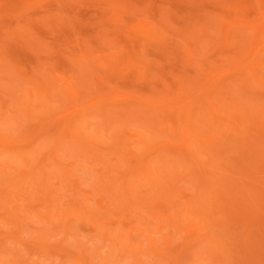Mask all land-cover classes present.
I'll return each instance as SVG.
<instances>
[{"label": "clouds", "instance_id": "9594fccd", "mask_svg": "<svg viewBox=\"0 0 264 264\" xmlns=\"http://www.w3.org/2000/svg\"><path fill=\"white\" fill-rule=\"evenodd\" d=\"M185 6L41 0L0 27V264H264V132L257 139L252 126H264V68L258 79L249 74L248 91L216 102L245 117L241 130L210 129L219 153L193 144L183 126L173 130L162 109L183 112L189 101L165 95L164 76H196V41L228 22L193 12L192 0ZM225 6L243 21L238 31L260 39L264 59V0ZM137 26L141 38L125 44L120 34ZM100 77L152 99L97 104L91 96L67 124L48 123L66 110L74 85ZM121 107L138 112L119 117ZM165 141L192 151L160 148L152 162ZM136 144L147 145L143 154ZM221 187L229 190L223 202ZM241 213L246 222L233 223Z\"/></svg>", "mask_w": 264, "mask_h": 264}, {"label": "rangeland", "instance_id": "374dc122", "mask_svg": "<svg viewBox=\"0 0 264 264\" xmlns=\"http://www.w3.org/2000/svg\"><path fill=\"white\" fill-rule=\"evenodd\" d=\"M41 0H0V27L11 26L14 18L27 12V5H35ZM172 8L179 12L189 9L185 4L188 0H167ZM197 6L191 9L193 12L205 8L223 16L228 17L217 35L205 37L196 41L202 51V62L195 65L197 75L188 78L172 79L167 75L163 78L164 93L180 100L189 101L183 112L175 108H164L161 117L169 123V126L176 130L183 126L185 135L191 139L193 144H198L202 148L219 153L223 147L220 139L211 134L210 129L228 126L236 130H241L245 117L242 112L230 108L228 111H221L217 108V101H226L229 95H235L240 89L248 91L250 75L257 79L262 75L264 59L259 55L262 42L259 38L247 39L241 31H238L242 20H233L230 9L225 6V0H192ZM87 17V13H82ZM39 31V29H37ZM142 35V26H137L134 31L121 33L120 38L125 44L136 43ZM38 44L39 38H37ZM192 45L190 44L189 47ZM250 46V47H249ZM13 53L22 60H29L28 52L24 49L15 48ZM253 66V67H252ZM82 90L84 94L82 95ZM95 96L93 103L110 102L124 103L129 101L151 100V97H141L135 92H127L116 85H107L103 77L95 80H85L79 87L73 86L70 99L67 102L66 110L62 114L53 113L48 121L51 126L59 127L67 124L71 119L79 115L81 111L80 103L82 99ZM90 105H85L88 107ZM119 117L132 118L138 112L136 108H117ZM205 112L210 116L205 119ZM139 122V121H137ZM255 129L257 139L264 126L259 121H254L252 125ZM135 144V141H132ZM146 144H136L134 150L144 153ZM157 151L152 156V162L159 161L161 155L160 148H170L174 152L187 154L192 151L189 144L185 142L168 143L167 141L156 146ZM168 162L181 165L183 161L176 157H169ZM228 189L221 187L218 189V198L223 202ZM230 198V197H229ZM227 207V205H225ZM246 222V217L241 213L233 217V223L239 225Z\"/></svg>", "mask_w": 264, "mask_h": 264}, {"label": "bare ground", "instance_id": "6f19581e", "mask_svg": "<svg viewBox=\"0 0 264 264\" xmlns=\"http://www.w3.org/2000/svg\"><path fill=\"white\" fill-rule=\"evenodd\" d=\"M250 47V46H249ZM253 67V66H252Z\"/></svg>", "mask_w": 264, "mask_h": 264}]
</instances>
